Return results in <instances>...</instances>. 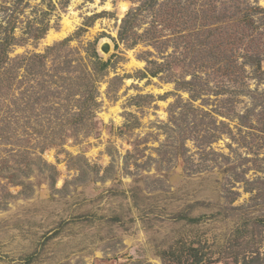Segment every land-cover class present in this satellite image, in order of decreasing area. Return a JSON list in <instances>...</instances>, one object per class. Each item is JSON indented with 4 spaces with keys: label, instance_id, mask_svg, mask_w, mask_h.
Masks as SVG:
<instances>
[{
    "label": "rangeland",
    "instance_id": "rangeland-1",
    "mask_svg": "<svg viewBox=\"0 0 264 264\" xmlns=\"http://www.w3.org/2000/svg\"><path fill=\"white\" fill-rule=\"evenodd\" d=\"M201 258L264 264V0H0V264Z\"/></svg>",
    "mask_w": 264,
    "mask_h": 264
},
{
    "label": "trees",
    "instance_id": "trees-1",
    "mask_svg": "<svg viewBox=\"0 0 264 264\" xmlns=\"http://www.w3.org/2000/svg\"><path fill=\"white\" fill-rule=\"evenodd\" d=\"M129 22V21H128ZM94 51V61H95V64L98 66V68H97V73L98 72H101V71H104V70H106L107 68H108V66H109V62H106V61H104L99 55H98V53L97 52H95V50H93ZM259 259V258H258ZM257 259L256 258H252V259H250V260H246L245 261V263L244 264H248V263H253V262H255ZM202 262H203V259L201 258V259H199L198 261H197V264H202ZM204 264V263H203Z\"/></svg>",
    "mask_w": 264,
    "mask_h": 264
},
{
    "label": "bare ground",
    "instance_id": "bare-ground-1",
    "mask_svg": "<svg viewBox=\"0 0 264 264\" xmlns=\"http://www.w3.org/2000/svg\"><path fill=\"white\" fill-rule=\"evenodd\" d=\"M126 10V6H123V11ZM65 24H66V27L69 29L70 26H71V22L68 18L65 19ZM49 35V34H48ZM67 33H63V35H59L58 37H63V36H66ZM56 36V35H55ZM56 37L53 36V34H51V36H49V39L48 41L49 42H52Z\"/></svg>",
    "mask_w": 264,
    "mask_h": 264
},
{
    "label": "water",
    "instance_id": "water-1",
    "mask_svg": "<svg viewBox=\"0 0 264 264\" xmlns=\"http://www.w3.org/2000/svg\"><path fill=\"white\" fill-rule=\"evenodd\" d=\"M111 50L110 44H104L101 47V51L105 54H109Z\"/></svg>",
    "mask_w": 264,
    "mask_h": 264
}]
</instances>
